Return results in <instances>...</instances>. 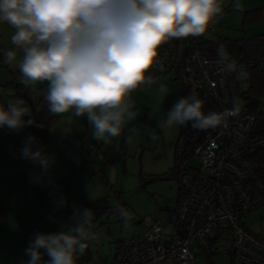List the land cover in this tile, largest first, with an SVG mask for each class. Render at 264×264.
Masks as SVG:
<instances>
[{
    "label": "clouds",
    "instance_id": "9594fccd",
    "mask_svg": "<svg viewBox=\"0 0 264 264\" xmlns=\"http://www.w3.org/2000/svg\"><path fill=\"white\" fill-rule=\"evenodd\" d=\"M220 11L217 0H0V24L14 29L13 47L3 53L4 62L18 67L25 87L47 83L43 99L48 113L69 114L59 128L62 132L71 131L72 118L86 117L92 138L110 144L140 115L135 101L126 99L128 94L157 82L149 70L162 68L158 48L173 38L201 36ZM217 55L222 71L248 79L249 73L223 45ZM157 94H170L165 83L159 84ZM241 107L234 98L231 108L205 111L204 101L190 92L174 103L158 127L162 132L189 126L193 132L207 131L226 125ZM30 126L44 125L36 122L25 99L0 100V129L20 132ZM20 155L41 173L55 162L34 135L25 139ZM93 215L85 208L76 214L75 226L36 232L22 264H77L78 256L98 238Z\"/></svg>",
    "mask_w": 264,
    "mask_h": 264
},
{
    "label": "rangeland",
    "instance_id": "374dc122",
    "mask_svg": "<svg viewBox=\"0 0 264 264\" xmlns=\"http://www.w3.org/2000/svg\"><path fill=\"white\" fill-rule=\"evenodd\" d=\"M217 2L221 11L214 17L209 40L244 41L264 35V18L259 21L255 20V15H250L251 21L245 23L243 17L246 12L258 9L264 17V0ZM13 67L19 70L15 65ZM7 81V72L0 68V84ZM161 82L169 89L170 94L166 97L157 94ZM45 83H38L35 88ZM142 87L138 86L126 98L135 101L140 115L126 126L120 138L110 144L92 138L86 117L72 118L71 131L62 132L59 128L67 123V113L60 114L48 140L41 132L33 134L40 141V147L54 158L55 162L47 173H41L37 165L21 157L20 150L30 135L25 129L5 134L12 137L11 145L15 146L11 151L15 154L13 161L19 164L12 174L22 177L28 188L15 185L18 186L16 190L29 198L25 206L29 210L11 211L9 222L4 223L3 229L12 234L10 242L20 240L18 228L22 225L34 224V234L66 230L75 226L76 214L87 208L94 212L93 230L98 234L88 249L96 262L105 264L113 254L120 252L117 243L146 232L145 222L169 221L179 195L177 167L182 159L176 155L175 141L180 127L162 132L158 126L166 119L167 111L182 97V91L175 82L158 81L150 89L142 90ZM260 111L264 112V102ZM152 133L157 134L158 139H152ZM66 143L68 150L64 149ZM0 144L3 145L2 140ZM189 164L196 166L198 162L191 158ZM111 167L114 168L113 181ZM91 203L94 204L92 208L85 206ZM120 209L126 215H122ZM243 221L250 231L264 236V206L247 214ZM166 229L170 231L169 226ZM8 255V264H22L28 259L25 252L17 255L18 263L14 251ZM47 259L45 255L44 260ZM212 261L214 264H230L228 259L221 257ZM202 262L201 259L198 264Z\"/></svg>",
    "mask_w": 264,
    "mask_h": 264
},
{
    "label": "built area",
    "instance_id": "2783aa9c",
    "mask_svg": "<svg viewBox=\"0 0 264 264\" xmlns=\"http://www.w3.org/2000/svg\"><path fill=\"white\" fill-rule=\"evenodd\" d=\"M213 28L210 22L199 37L162 44L157 50L162 68L149 71L157 82L178 83L182 97L197 93L205 111L231 108L238 98L241 112L226 125L207 131L180 127L175 152L182 159V171L175 210L166 223L145 222L146 232L123 241L109 264H198L201 259V264H214L215 257L230 264H264V236L250 231L243 221L264 206V179L252 161L264 141L251 137L255 116L243 102L244 80L222 71L219 56L203 49ZM230 58L245 69L264 64ZM64 149H69L67 143ZM191 158L197 160L196 166L189 164ZM77 264L97 263L84 253Z\"/></svg>",
    "mask_w": 264,
    "mask_h": 264
},
{
    "label": "trees",
    "instance_id": "16d2710c",
    "mask_svg": "<svg viewBox=\"0 0 264 264\" xmlns=\"http://www.w3.org/2000/svg\"><path fill=\"white\" fill-rule=\"evenodd\" d=\"M261 14L262 11L260 9L246 12L243 16L244 22L248 23L251 21L249 19L250 15H255V20L259 19L260 21L262 18ZM207 36L204 39L203 49L212 56H218L217 49L223 45L230 57L237 56L245 61L253 63L259 60L264 61V36L262 35L244 41H232L224 38H217L211 41L207 39ZM10 49L11 48H5L0 44V68L4 69L8 75V81L4 85H0V100H9L10 96L12 99L17 97L25 99L32 107L36 122L44 125L43 127H26L24 128L26 133L33 135L37 132H41L43 138L48 140L50 130L53 125L57 123L58 118L48 113L46 102L43 99L47 83L35 89L22 85L19 82L20 72L12 65L4 62L3 53ZM245 70L249 73V76L247 80H244L245 90L243 102L255 116L251 137L264 141V112L260 111V105L264 102V64L250 65ZM28 118L29 117H25V119ZM252 161L257 166L258 176L264 179V146L256 151ZM177 171L178 174L182 171V162L178 165ZM85 206L92 208L94 204H86ZM20 230L22 234L26 231L30 232L29 228L24 226L21 227ZM26 239V241H29L31 238L27 237ZM116 245L117 248L121 250V243H117ZM85 254L92 259L86 252Z\"/></svg>",
    "mask_w": 264,
    "mask_h": 264
},
{
    "label": "crops",
    "instance_id": "0c3cea01",
    "mask_svg": "<svg viewBox=\"0 0 264 264\" xmlns=\"http://www.w3.org/2000/svg\"><path fill=\"white\" fill-rule=\"evenodd\" d=\"M13 32H14V29L11 28L9 25L0 24V44L3 47L5 48L13 47V45L10 42V37L13 34ZM207 39H209L208 36H207ZM4 84H0V85L2 86ZM9 99H12L11 96L9 97ZM9 131L10 130L6 128L0 131V135L2 136L0 138V141L1 140L3 141V145L0 144V178H1V181H0V264H8V261L10 260L8 254L9 253L13 254V251L16 257V262L18 263L20 260L17 257V255L23 254L25 252L24 249L25 247L29 245V242L33 238V234H34V231H33L34 224L22 225L18 228V234L20 236V240L16 243V242H10V237L12 234L6 233L5 229H3L4 223L9 222L8 220L11 217L9 213L11 211H16V212L26 211L27 212L29 210V208L27 210V208L25 207L29 203L28 202L29 198H27L23 193L16 190V188L20 185L22 186L24 185L25 187V183H24L25 180L22 177H17L12 174L14 167H16V165H19V164H14L15 162L13 161L15 154L11 153V151L13 150L12 148L13 145H11L12 137L5 135ZM15 185H18V186L16 187ZM25 189H28V188L25 187ZM23 226L29 228L30 232L26 231L22 234L20 229ZM27 237H30L31 239L29 241H26ZM85 252L93 259L92 254L90 253L88 248L86 249ZM113 257H114V254L112 255V258L110 259V261L105 264H109L113 260ZM96 263L100 264L98 262Z\"/></svg>",
    "mask_w": 264,
    "mask_h": 264
},
{
    "label": "water",
    "instance_id": "95a60500",
    "mask_svg": "<svg viewBox=\"0 0 264 264\" xmlns=\"http://www.w3.org/2000/svg\"><path fill=\"white\" fill-rule=\"evenodd\" d=\"M111 180L113 181L114 180V168L111 167Z\"/></svg>",
    "mask_w": 264,
    "mask_h": 264
}]
</instances>
